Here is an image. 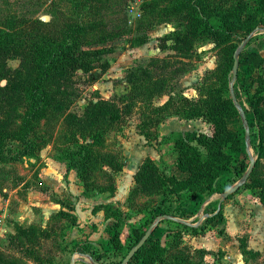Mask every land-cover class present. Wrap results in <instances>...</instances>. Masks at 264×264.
<instances>
[{
    "label": "rangeland",
    "instance_id": "1",
    "mask_svg": "<svg viewBox=\"0 0 264 264\" xmlns=\"http://www.w3.org/2000/svg\"><path fill=\"white\" fill-rule=\"evenodd\" d=\"M219 6L224 8L221 15L216 14ZM228 6V2L221 0H0V30L25 34H57L67 28V25H95L94 30L85 36L86 42L91 44L82 46L81 49H102V58L109 63V68L104 74H99L100 70L97 69L96 78H92L91 74H79V79L76 78L75 87L79 96L70 112L80 115L97 96L103 100H112L128 94V73L138 67H148L151 60L158 61L156 66L149 68L155 78L165 76L170 87L182 92L187 98L196 100L197 89L203 80L207 76H210L209 82L216 79L210 73L220 62L219 47L213 39L200 37L194 43L193 58L183 60L178 59L171 51H161L160 39L183 31L186 24L184 17L189 14L198 18L202 24L207 19L211 24L223 26V17L230 18L235 14ZM256 7L254 0H243L241 19L246 12L255 11ZM255 31L250 33L253 37L249 42L264 35V30ZM228 32L231 35L230 42L237 46L236 52L245 39V33L238 29H229ZM259 41H263L264 45V37ZM248 43L241 53L256 51L255 42ZM8 66L16 68L18 61L11 60ZM227 77L229 86L233 83L240 109L245 111L249 119L248 106L236 79L232 78V72L229 71ZM234 85H237L236 88ZM166 100L167 94H162L154 96L151 106L137 102L122 123L106 132H98L103 142L101 148L98 145L96 147L104 152L120 154L126 166L114 178V197L105 194L100 195L103 198L87 202L85 199L90 198V194L85 192L78 179L76 187H73L74 195L63 186L64 181L69 183V173L64 175L67 151L80 154L83 152L82 148L93 140L89 135L67 131L61 121L46 124L44 118H40L35 126H31L32 131L27 136L33 142V149L26 154H23L26 147L19 142L6 144L4 154L0 155V255L5 258L6 264H70L72 260L75 261L74 264H92L93 261L117 264L123 261L128 251L121 254L111 251L103 234L94 241L88 240V234L99 232L97 225L103 222L104 216L102 217L103 213L101 216L98 213L101 218L97 219V215H94V222L86 211L100 204L118 210L122 224L125 225L122 238L125 242L130 236L131 227L144 228L146 221L153 217L152 213L163 209L158 208L161 197L157 195L128 200L133 186L129 169L141 164L145 158L152 157L159 160L160 172L175 175V154L172 144L163 140L164 137L174 131L210 134L206 123L198 121L197 124L193 122V125L188 121L192 126H185L175 115L164 119L161 116L163 120L158 125L148 124V120L157 117L153 113V107L162 106ZM28 117V110H21L17 131L23 133L24 129L29 128L26 124ZM228 127L230 130L243 128L240 117L229 119ZM248 131L249 138L244 141L242 158L247 169L250 161H255L252 171L256 169V177L264 181V160L256 165L254 130L248 128ZM178 172L177 170L176 174H180V178L185 176ZM71 178L77 177L71 174ZM94 179L105 184L99 171H96ZM224 193L209 197L196 195L185 198L183 203L179 199L165 203L162 207L167 216L159 221L156 235L167 246L173 241V235L178 233L176 241L185 257L195 258V249L210 252L203 258L204 264H264V205L248 190L235 192L225 200ZM76 207L81 213L76 212ZM219 211L221 217L209 225L207 219ZM156 220L154 218L153 223ZM77 221L87 227V233L82 232L85 227L78 228L80 224ZM19 223L25 227H40L46 223V227L52 229L51 239L43 241L36 254V262L25 259L8 245V235ZM180 225L194 228L205 226V235L197 236ZM83 237L86 239L82 240ZM241 242L249 251L245 255L241 253ZM173 254V249L167 251L168 257Z\"/></svg>",
    "mask_w": 264,
    "mask_h": 264
},
{
    "label": "trees",
    "instance_id": "2",
    "mask_svg": "<svg viewBox=\"0 0 264 264\" xmlns=\"http://www.w3.org/2000/svg\"><path fill=\"white\" fill-rule=\"evenodd\" d=\"M254 1L256 10L246 12L241 19L243 0H221L228 2L230 11L235 12L233 17H223V26L211 24L207 19L202 24L198 18L189 14L184 17L186 24L183 31L165 35L160 39L161 51H171L178 59L183 60L193 58V46L200 37L213 39L219 47L220 62L210 73L216 79L209 82L210 76H207L203 80L197 89L196 100L189 99L182 92L170 87L165 76L155 78L149 68L156 66L158 61L151 60L148 67H138L128 73V94L112 100H103L97 96L80 115L70 112L79 96L75 87L76 78L79 79V74H91L92 78H96L97 69L100 70L99 74H104L109 68V63L102 58V49H81L82 46L91 44L86 42L85 36L94 30L95 25H67V28L57 34H25L0 30V155L4 154L6 144L13 141L26 147L23 154L32 151L33 142L29 140L27 133L32 131L31 126H35L40 118H44L46 124L61 121L67 131L77 135H89L93 140L82 148L83 152L80 151V154L67 151V171L76 172L86 193H107L113 196L114 176L123 170L125 164L120 154L100 149L103 142L98 135L100 130L106 132L122 123L137 102L151 106L154 96L162 94H167V100L162 106L153 107V113L157 117L148 120V124L158 125L161 120L171 115L178 116L181 120H200L206 123L209 126V135L188 131L170 133L163 139L173 145L175 166L180 173L186 175L184 178L160 172L150 159L144 160L138 167L133 175V186L128 200L157 195L161 197L158 208L163 209L152 211L153 217L146 221L144 228L131 227V237L126 246L119 240L122 225L120 212L108 205L98 207L103 210L105 219H112L108 228L109 244L113 251L119 254L129 252L143 237L147 227L152 225L154 218L167 216L162 207L165 203L168 204L173 199H179L183 203L185 198L196 195L209 197L224 193L247 170V164L242 158L244 129L230 130L228 127L229 119L239 118L238 109L229 95L227 74L232 72L237 46L230 42L231 35L228 30H241L245 33V38L255 30H264V0ZM222 9L224 8L219 6L216 14L221 15ZM11 60L18 61L16 68L8 66ZM236 82L248 106L250 118L246 119L248 128L254 130L258 166L259 161L264 160V57L256 52L241 53ZM24 109L29 112L26 121L29 128L21 133L16 129L19 128L18 121L21 110ZM82 154L84 155L81 156ZM96 171L100 172L105 184L94 179ZM240 190L250 191L264 205V181L256 177V169L236 193ZM220 217L219 211L207 219V223L211 225ZM180 226L190 229L195 235H203L206 229L205 226ZM158 230L159 226L128 264H204L203 258L211 254L206 250L196 249L193 252L195 258L185 257L183 249H179V242L176 241L179 234L173 235V241L166 246L156 235ZM51 232L50 228L16 225L14 233L8 235V245L25 259L36 262V254L42 242L51 239ZM240 248L242 255L249 252L242 242ZM171 249L174 254L168 257L167 251ZM0 264H6L2 255Z\"/></svg>",
    "mask_w": 264,
    "mask_h": 264
},
{
    "label": "crops",
    "instance_id": "3",
    "mask_svg": "<svg viewBox=\"0 0 264 264\" xmlns=\"http://www.w3.org/2000/svg\"><path fill=\"white\" fill-rule=\"evenodd\" d=\"M260 31H262V30H260ZM262 33V32H261ZM262 37H264V35L263 36H258V37H255V38H253L252 40H251V42H249L248 44H251L252 42H255V44H254V46H255V49H256V51L255 50H252V51H248V52H256V53H258L259 55H261L262 57H264V45H263V41H259L258 42V40L260 39V38H262ZM188 121H190L191 123L190 124H193V122H195V124H197V122L198 121H200V120H182V124L184 123V125L185 126H192V125H190V124H188ZM195 124H193V125H195ZM242 127H243V125H242ZM185 132H188V131H185ZM189 132H192V131H189ZM195 132H197V131H195ZM173 133H184V132H180V131H174ZM204 134H205V132H203ZM207 135H209V134H207ZM167 136V135H166ZM172 150H173V145H172ZM174 152V151H173ZM146 159H150L151 161H153L156 165H157V167H159L158 166V162H159V160H156L155 158H152V157H150V158H145L144 160H146ZM143 160V161H144ZM142 161V162H143ZM125 164V163H124ZM142 164V163H141ZM141 164H138L136 167H132V168H130L129 169V171L132 173L131 174V176H132V182H133V175L135 174V172L137 171V169H138V167L141 165ZM173 164L175 165V160L173 161ZM172 164V165H173ZM176 167V166H175ZM123 169H126V166H124V168ZM177 169V168H176ZM175 168H174V176H176L177 178H180L181 177V175L179 174V175H177L176 174V170ZM123 171V170H122ZM121 171V172H122ZM120 172V173H121ZM67 173H69V179H68V182L69 183H67L66 181H64L63 183V186L67 189V190H69V192L71 193V194H75L74 192V189H73V187H76V183H77V179L78 178H76L77 176H76V172L75 171H73V170H70V171H67V169H66V167H65V171H64V175H67ZM120 173H118V174H120ZM179 173V172H178ZM71 174H74V176H75V178L76 179H72L71 178ZM117 174V175H118ZM186 176V175H185ZM184 176V177H185ZM116 177V175L114 176V178ZM184 177H182V178H184ZM114 184H115V182H114ZM241 188V187H240ZM239 188V189H240ZM238 189V190H239ZM237 190V191H238ZM115 193H116V185H115V192H114V195H115ZM105 194H107V193H104V194H98V193H92V194H90V198H87V199H85L87 202H89V201H94V199H99V198H103V197H101L100 195H105ZM92 195H97V196H93L92 197ZM109 195V194H108ZM114 195L113 196H110V197H114ZM102 204H100V205H98V207L99 206H101ZM103 205H106V204H103ZM262 205V204H261ZM49 207H51V205L49 206ZM58 207V206H57ZM98 207H91L90 208V210H88V211H86L89 215H90V217L92 218V220L94 221V222H96L95 221V217H94V215H97V219H100L101 217V214H102V217L104 216V212H103V210L102 209H100V208H98ZM76 212L77 213H81V211L78 209V207H76ZM100 214V216H98L99 214ZM51 214V213H50ZM112 222V219H105V217H103V222L100 224V225H97V226H99V232L98 231H96V232H98V233H96V232H92V234H88L89 235V237H88V240H91V241H94L96 238H99L100 237V235L101 234H103V236L105 237V243H107L108 245H109V247H111V251H113V247L109 244V232H110V229L108 228V226H109V223H111ZM77 224H80V221H77ZM18 225H20V226H24L25 227V225H23V224H21V223H19ZM32 226H35V225H32ZM26 227H28V226H26ZM85 227V225L84 224H80L79 226H78V228L79 229H83ZM40 228H42V229H45V228H47L46 227V223H44L43 225H41L40 226ZM124 230H125V225L124 224H122L121 226H120V236H119V240H120V243L123 245V246H126L127 245V243H128V241H129V239H130V237H131V229H130V236H129V238L124 242V240L122 239L123 238V235H124ZM82 232L83 233H87L88 232V230H87V227H85V229L84 230H82ZM14 233V231L12 232V233H10V234H13ZM203 235H205V233L203 234ZM203 235H197V236H203ZM86 239V237H83L82 238V240H85ZM92 244L93 245H95V243H93L92 242ZM201 249V248H200ZM196 250V249H195ZM203 250H205V249H203Z\"/></svg>",
    "mask_w": 264,
    "mask_h": 264
},
{
    "label": "water",
    "instance_id": "4",
    "mask_svg": "<svg viewBox=\"0 0 264 264\" xmlns=\"http://www.w3.org/2000/svg\"><path fill=\"white\" fill-rule=\"evenodd\" d=\"M258 30H256L255 32H257ZM253 37V34H249L240 44V46L238 47L237 51L235 52L234 56H233V67H232V78L233 80L236 79V75H237V69H238V57L240 56L241 52L243 51L245 45L249 42V40ZM229 92H230V98L233 102V104L235 105V107L238 109V113H239V117L242 121V125H243V129H244V133H245V140H248L249 138V131H248V122L245 116V113L242 109H240L239 103L235 97L234 91H233V83L230 84L229 86ZM254 163L255 161H250V165L246 171V173L244 174V176L242 177V179L236 183L235 185H233L228 191H226L223 194V199H227L230 195L234 194L244 183L247 182L253 167H254ZM162 217H158L157 220L152 223V225H150V227L147 229V231L145 232V234L143 235V237L139 240V242L127 253V255L124 257L123 261L120 264H128V262L132 259V257L134 256V254L145 244V242L148 240V238L151 236V234L154 232V230L156 229V227L159 224V221L161 220ZM167 218V217H166ZM75 261L72 260L70 262V264H74ZM92 264H103V263H97L95 261L92 262Z\"/></svg>",
    "mask_w": 264,
    "mask_h": 264
}]
</instances>
